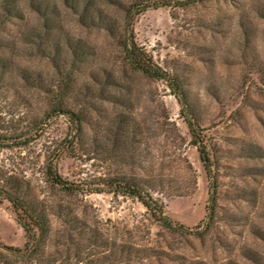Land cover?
<instances>
[{
	"label": "rangeland",
	"instance_id": "1",
	"mask_svg": "<svg viewBox=\"0 0 264 264\" xmlns=\"http://www.w3.org/2000/svg\"><path fill=\"white\" fill-rule=\"evenodd\" d=\"M147 1L19 0V16L0 21V185L20 186L49 219L38 250L0 248V264H264V0H155L166 4L130 17L136 43L181 81L214 187L174 91L125 60V8ZM87 2L116 33L79 22ZM74 41L88 53L81 61ZM63 89L62 109L80 115V130L62 112L22 142ZM50 158L78 190L51 183ZM115 176L152 185L165 213L187 229L160 225L135 198L98 192ZM25 242L0 199V245Z\"/></svg>",
	"mask_w": 264,
	"mask_h": 264
},
{
	"label": "trees",
	"instance_id": "2",
	"mask_svg": "<svg viewBox=\"0 0 264 264\" xmlns=\"http://www.w3.org/2000/svg\"><path fill=\"white\" fill-rule=\"evenodd\" d=\"M197 1L199 0H185L179 1L177 4L187 5ZM18 2L19 0H0V21H9L19 16ZM65 2H68V0H65ZM38 4L35 5V13L45 17L44 25L46 27L48 12L46 9L42 8L40 4ZM71 4L76 5L74 0H71ZM165 4L166 3L156 2L155 0H148L146 3H133L125 8L126 21L123 26L124 35L122 39L124 57L131 68L147 76L165 80L168 83V86L174 91L175 97L178 99L179 103L182 104V110L184 112L183 118L187 124L190 135L192 136L193 144L196 147L200 161L207 173V176L209 179L211 178V183L214 187V177L211 176L213 163L208 151V144L206 143V140L199 139L200 137L197 129H199L200 126L198 121L194 118L188 105L186 92L182 88L180 79L178 77L171 76L168 71L164 70L154 62L152 55L136 43L131 29L130 17L132 14L140 13L150 7H160ZM91 6L92 3H85V6L82 7L79 12V22L86 24V26L89 27L106 30L109 34L116 33L118 27L111 21L109 15L97 7L91 11ZM38 36L43 37L41 33ZM71 46L74 50V58H76L77 61H81L88 55L86 49L80 46L79 42H71ZM95 80L97 81V79ZM105 80L107 81L106 77ZM66 94L67 92L63 89V91L57 92L53 96L40 120L36 121L31 126V129L25 134L18 136L22 142L31 138L33 130L38 129L39 126H41L47 119L62 112H69L75 116L74 121L77 123L75 130H80V115L78 113L62 109L63 105L61 104V101L62 98H65ZM59 96H61V98ZM13 138L14 137L9 136L8 138L4 137L3 139L13 142ZM46 174L47 178L55 186L69 192L78 190V185L73 182H69L56 171L53 158H50L47 162ZM103 182L105 189L100 188L98 192L106 190L109 193L135 198L146 208L152 218L160 225L174 230L187 229L185 225L174 221L165 213L164 203L154 196L152 192L154 187H152V185L146 184L138 178L126 176L107 177L103 180ZM0 199H6L9 201L15 213L16 221L22 227L26 237V242L22 249L4 244L0 245V248L6 249L19 256L32 255L33 251L38 250L40 244L48 237L49 219L47 206L43 202L32 198L27 192L22 191L21 187L18 185H15V187L0 185ZM213 213L214 199L210 198V203L207 205V218H212Z\"/></svg>",
	"mask_w": 264,
	"mask_h": 264
}]
</instances>
